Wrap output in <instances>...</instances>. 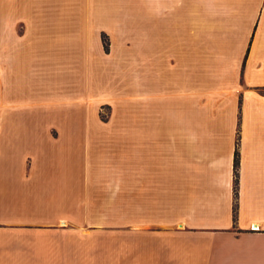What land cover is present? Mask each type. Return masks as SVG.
Here are the masks:
<instances>
[{
    "label": "crops",
    "instance_id": "crops-1",
    "mask_svg": "<svg viewBox=\"0 0 264 264\" xmlns=\"http://www.w3.org/2000/svg\"><path fill=\"white\" fill-rule=\"evenodd\" d=\"M60 50L65 91L27 81ZM0 106L36 146L0 159V264H264V0H0Z\"/></svg>",
    "mask_w": 264,
    "mask_h": 264
},
{
    "label": "rangeland",
    "instance_id": "rangeland-1",
    "mask_svg": "<svg viewBox=\"0 0 264 264\" xmlns=\"http://www.w3.org/2000/svg\"><path fill=\"white\" fill-rule=\"evenodd\" d=\"M135 27H129V26H123L121 28L117 27L116 33L119 38H125L126 41H118L116 43V46L114 47V42L112 41L111 37V32L109 29L106 27L105 31H103L100 34V39L101 43L104 49L105 53V58L106 60L110 61V55L113 53V50L117 51V56L116 59H121L120 61L123 63L122 60L125 59V52H122L119 48V45H123L124 43H129L127 40L134 35V33H137L139 35L140 31L139 29L141 27H136L137 29H134ZM169 33H173L174 27H169ZM124 39V40H125ZM61 51V50H60ZM57 58L55 59H46V60H40L36 63L35 67H26L25 69L22 68L21 72L24 74V77H30L27 79V81H32L31 77L34 78L37 82L43 83V82H51L54 86L58 87L59 92L65 91L64 87L66 83L70 80V77L73 76V73H71L70 68L66 67H71L73 65H78V67L82 66V61L78 60L75 61H70V59L66 58V53L60 52ZM20 60V59H19ZM24 61V59H21ZM112 60V59H111ZM127 62V58L125 59ZM107 62V61H106ZM111 62V61H110ZM29 63V62H28ZM108 64V62H107ZM67 69V70H66ZM91 69V68H90ZM68 71V72H67ZM107 73V72H105ZM80 74V73H79ZM78 74V75H79ZM76 76V73L74 74ZM91 77V75H90ZM89 77V78H90ZM117 78L114 80L115 82L117 81V87L123 88L120 93L122 94L123 91L127 93V90H125V84L124 82H127V74L121 73L119 76H116ZM104 81L103 84H101L100 90L103 93L106 94H112L114 91H116L112 86L111 82H109V75L105 74V77L102 79ZM70 82V81H69ZM127 85V84H126ZM104 86V88H103ZM60 95V93H58ZM118 106L115 107V110L118 111L117 109ZM100 118L105 121L108 119V116L114 111V106L112 107L109 104H101L98 106L97 109ZM53 112V111H52ZM58 112V111H57ZM56 111L53 113H57ZM43 113V112H40ZM12 114L7 113V111L2 110V107L0 106V146L1 144H6L8 143L9 145H14L13 148H1L0 147V159H13V160H20L22 159L23 155L25 153L28 154L25 155L24 160L26 162H31L32 156L35 154V150L32 147H28V145H32L31 141H33V134H30L29 136H24L21 137L18 135L19 132V122L17 120H12L11 117ZM44 116L49 115L48 112H45L43 114ZM76 121H56L52 120V118L45 117L40 120L34 121L31 118L26 119L24 122V125L28 126L31 129H35L37 131L44 132L46 129L48 130L49 136H56L58 134V126L66 124L69 129H75L77 128V124L75 123ZM89 123H96L94 121H90ZM80 128V127H79ZM2 131V133H1ZM43 134V133H42ZM105 214H110L111 211L108 210H97V209H92L89 211L88 215L83 216V214L80 215H74L72 217L71 224H85V225H95V224H112L113 223V218L111 215H103L102 213ZM74 213L76 214L77 212L74 210ZM59 223H62L60 221ZM66 223V222H65Z\"/></svg>",
    "mask_w": 264,
    "mask_h": 264
},
{
    "label": "trees",
    "instance_id": "trees-1",
    "mask_svg": "<svg viewBox=\"0 0 264 264\" xmlns=\"http://www.w3.org/2000/svg\"><path fill=\"white\" fill-rule=\"evenodd\" d=\"M238 166H239V153L236 152V158H235V168H236V185L238 184Z\"/></svg>",
    "mask_w": 264,
    "mask_h": 264
}]
</instances>
